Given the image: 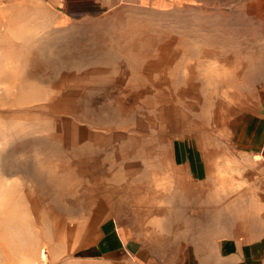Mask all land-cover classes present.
Masks as SVG:
<instances>
[{"label": "rangeland", "instance_id": "obj_1", "mask_svg": "<svg viewBox=\"0 0 264 264\" xmlns=\"http://www.w3.org/2000/svg\"><path fill=\"white\" fill-rule=\"evenodd\" d=\"M251 1H123L56 28L43 0L1 6L0 264H148V215L169 213L167 186L206 181L196 164L214 154L230 161V198L248 202L258 182L236 135L264 93ZM109 218L141 245L105 241Z\"/></svg>", "mask_w": 264, "mask_h": 264}, {"label": "crops", "instance_id": "obj_2", "mask_svg": "<svg viewBox=\"0 0 264 264\" xmlns=\"http://www.w3.org/2000/svg\"><path fill=\"white\" fill-rule=\"evenodd\" d=\"M11 1L0 0V17L3 18L2 5ZM51 8L53 27L62 26L73 21L99 16L111 7L121 2L138 6L165 7L172 0H43ZM245 6V5H244ZM246 15L264 14V0H254L245 6ZM253 8V10L251 9ZM259 75L263 62L257 65ZM255 72H251L250 77ZM257 110L246 113L239 124L235 146L249 159L242 162L244 179L248 182H258V190L251 191L244 205L230 198L231 185L234 186V174L228 159H220L219 155H211L205 161H198L197 174L208 173L206 181L194 178L195 190L187 192L179 189L170 190L167 186L164 193L169 197V213L163 211L156 216L148 215L152 224L155 239L150 246L159 248L156 252L145 255L141 261L149 263L166 262L168 264H264V93L260 98ZM199 158V153L195 152ZM247 171L252 172L247 175ZM263 175V176H261ZM258 178V179H257ZM261 181H263L261 183ZM154 183V181H152ZM218 184L222 188L220 192ZM227 189V190H225ZM223 193V196L220 195ZM205 198V201H203ZM226 202L220 206L221 199ZM148 199V198H147ZM149 200V199H148ZM138 202V206L152 208L149 201ZM205 202L207 213L202 218V208ZM165 202L154 207L163 206ZM190 210V212H188ZM117 218V214L111 213ZM119 217V216H118ZM111 220V221H110ZM105 241L111 244L120 243L131 250L140 246L138 239H128V231L117 224L115 219H108ZM149 226V225H148ZM139 230V229H138ZM141 232V230H139ZM152 231V229H151ZM124 240V241H123ZM140 243V244H139ZM109 244V243H108ZM106 243L105 246L107 247Z\"/></svg>", "mask_w": 264, "mask_h": 264}, {"label": "bare ground", "instance_id": "obj_3", "mask_svg": "<svg viewBox=\"0 0 264 264\" xmlns=\"http://www.w3.org/2000/svg\"><path fill=\"white\" fill-rule=\"evenodd\" d=\"M46 255H47V254H46ZM46 255H45V257H44V261H46V259H47V257H48V256H46Z\"/></svg>", "mask_w": 264, "mask_h": 264}, {"label": "built area", "instance_id": "obj_4", "mask_svg": "<svg viewBox=\"0 0 264 264\" xmlns=\"http://www.w3.org/2000/svg\"><path fill=\"white\" fill-rule=\"evenodd\" d=\"M151 264H159V263H151Z\"/></svg>", "mask_w": 264, "mask_h": 264}]
</instances>
